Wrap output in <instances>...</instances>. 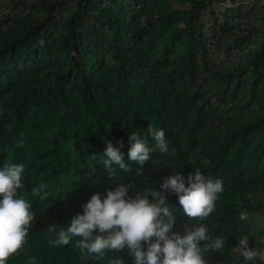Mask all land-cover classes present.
<instances>
[{
  "label": "trees",
  "instance_id": "trees-1",
  "mask_svg": "<svg viewBox=\"0 0 264 264\" xmlns=\"http://www.w3.org/2000/svg\"><path fill=\"white\" fill-rule=\"evenodd\" d=\"M177 1L185 9L170 0H0V98L13 101L11 113L0 112V167L25 163L20 190L36 210L9 264H30V256L35 264H110L117 255L134 264L127 248L86 259L79 236L50 245L47 226L69 223L93 193L119 183L130 196L160 188L173 169L187 184L196 167L224 189L203 220L161 189L175 206L173 230L203 222L223 237L222 249L206 250L207 264H264L233 250L247 235L264 252V0ZM9 116L15 122L5 130ZM149 127L165 130L170 151L155 150L142 171L131 161L109 175L100 160L106 142L126 154L131 131L154 144Z\"/></svg>",
  "mask_w": 264,
  "mask_h": 264
},
{
  "label": "clouds",
  "instance_id": "clouds-1",
  "mask_svg": "<svg viewBox=\"0 0 264 264\" xmlns=\"http://www.w3.org/2000/svg\"><path fill=\"white\" fill-rule=\"evenodd\" d=\"M149 133L154 144H150L138 130L129 132L130 146L126 154L120 146L106 142L100 160L109 175L116 177L119 170L129 171L131 161L139 166L137 171H142V166L155 150L163 153L170 151L163 128L149 127ZM92 159H96L95 153ZM24 169L23 161L8 162L0 167V264H9L10 254L24 245L36 215L33 200L20 190L24 183ZM187 181L186 184L181 171L173 169L163 178L160 188L146 186L130 196L129 185L119 183L109 188L103 197L100 193H93L84 203L83 211L73 215L69 223L48 224L47 231L53 236L49 244L65 245L73 241L74 236H79L75 243L86 259L99 260L107 250L117 252L127 248L134 264H207L206 250L222 249L225 239L213 237L208 225L203 222L186 227L183 232L173 230L175 206L161 189L177 193L183 212L203 220L216 208L218 194L223 191L224 184L222 179L205 175L197 167L194 173L188 174ZM45 186L46 182L42 181L33 186V191L40 192ZM48 196V191L42 193V197ZM239 216L245 220L248 212L241 211ZM237 246L245 260H264V252L249 246L247 235L239 238ZM29 261L35 264L36 257L30 256ZM110 264H125V261L117 255L110 260Z\"/></svg>",
  "mask_w": 264,
  "mask_h": 264
},
{
  "label": "rangeland",
  "instance_id": "rangeland-1",
  "mask_svg": "<svg viewBox=\"0 0 264 264\" xmlns=\"http://www.w3.org/2000/svg\"><path fill=\"white\" fill-rule=\"evenodd\" d=\"M170 2H171V5L173 6V8H175V9L182 10V9H185V7H186L185 3L178 2L177 0H170ZM223 4L224 5H227V6H236L238 3H232L229 0H226L225 2H223ZM256 46H258V44H256ZM36 89H37V92L38 93L41 91V87L40 86H37ZM20 93H21V95L25 93V88L24 87L21 88ZM46 93H47L46 90H43L41 92V95H42L41 97L45 96ZM28 97L30 99L32 97V94L29 95ZM12 102L13 101L10 98H8L7 96H2L0 98V112L2 113L4 110H7V108L9 107L10 108L9 109L10 111L8 113H11V111H12L11 103ZM11 116H9V119L7 121H4L3 127H4L5 130H10L11 127L14 125V122L15 121H14V118L11 117ZM2 117L3 116L1 114L0 115V119ZM0 132H1V128H0ZM19 144L23 146V142L22 141H20ZM9 150H10L9 153L11 154L12 157H14V158L18 157V153H16L13 149L11 150L9 148ZM233 250L235 252H238V253L241 252V250L239 249V247H235V248H233Z\"/></svg>",
  "mask_w": 264,
  "mask_h": 264
}]
</instances>
